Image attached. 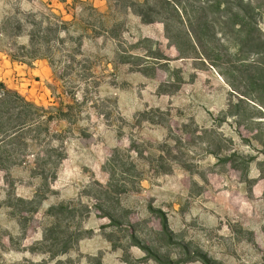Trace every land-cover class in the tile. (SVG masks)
I'll use <instances>...</instances> for the list:
<instances>
[{
  "label": "rangeland",
  "instance_id": "374dc122",
  "mask_svg": "<svg viewBox=\"0 0 264 264\" xmlns=\"http://www.w3.org/2000/svg\"><path fill=\"white\" fill-rule=\"evenodd\" d=\"M259 62L264 0H0V264H264Z\"/></svg>",
  "mask_w": 264,
  "mask_h": 264
},
{
  "label": "trees",
  "instance_id": "16d2710c",
  "mask_svg": "<svg viewBox=\"0 0 264 264\" xmlns=\"http://www.w3.org/2000/svg\"><path fill=\"white\" fill-rule=\"evenodd\" d=\"M256 53H262V52H256ZM251 66H254L256 68L257 67H261V69H262L261 77L262 78H260V77L259 78L261 79L260 81H262V83L264 84V62L263 63L259 62V64H253ZM11 98H14V100H16L17 102H19V103H21V104H23L25 106L31 107V108H33L36 111L39 110L38 107L34 106L33 104L26 103L16 93H14L11 90L7 89L6 86L3 83H0V106H3V104L4 105L8 104V102H10ZM13 103L16 104V102H14V101H13ZM256 103L264 110V103L261 102V100H257ZM10 110H12V107H10V106L9 107H3V108H0V113L3 114V115H6L7 117H9L8 118V120H9V119H11L13 117L12 115L7 114L8 112L10 113ZM57 112H58V116L56 117L57 119H63L65 117L64 114L59 115V111H57ZM19 114H21V113H16L15 117H18ZM22 125H24V123L20 124V125H17V126L16 125L11 126L7 131L8 132L10 131L11 133L13 132V134H14L15 131L19 130L20 126H22ZM261 153L264 156V151L261 152ZM235 155H236L235 153L232 154V156H235ZM240 158L242 160H245L247 162V164L251 161V158H248V157H246L244 155H241ZM258 166H259V172L264 177V170H263L264 160L262 162H260L258 164ZM232 167L236 168L237 166L235 164H232ZM112 222H113V220H112Z\"/></svg>",
  "mask_w": 264,
  "mask_h": 264
}]
</instances>
